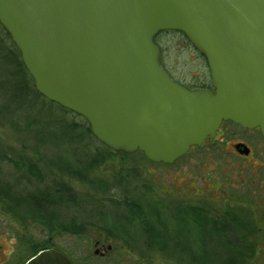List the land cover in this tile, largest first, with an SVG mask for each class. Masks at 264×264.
Returning <instances> with one entry per match:
<instances>
[{"label": "water", "instance_id": "obj_1", "mask_svg": "<svg viewBox=\"0 0 264 264\" xmlns=\"http://www.w3.org/2000/svg\"><path fill=\"white\" fill-rule=\"evenodd\" d=\"M0 26L35 90L114 151L170 164L225 120L264 138V0H0ZM161 31L204 57L214 92L167 74ZM24 264L72 263L44 249Z\"/></svg>", "mask_w": 264, "mask_h": 264}, {"label": "rangeland", "instance_id": "obj_2", "mask_svg": "<svg viewBox=\"0 0 264 264\" xmlns=\"http://www.w3.org/2000/svg\"><path fill=\"white\" fill-rule=\"evenodd\" d=\"M1 37L6 44L9 43L6 36L1 34ZM155 42L161 50L164 65L176 78L186 79L204 72L197 52L180 33H159ZM5 53L0 44V102H4L3 96L11 91L6 83L15 81L16 84L19 81L15 76L17 70L12 61L13 55L5 63L1 61V55ZM16 103L14 100L13 108ZM21 111L17 112L20 118L49 124L71 135V147L82 159L75 158L69 140L57 131L41 126L38 129L20 125L0 126V140L9 148L7 150L13 162L37 164L39 170L50 171L55 179L60 178L70 185L85 201L114 197L119 201L145 202L146 207L164 204L167 208L163 210L164 216L178 222L183 218L194 219L195 226L191 220L194 227L180 226L179 240L175 243L179 250L174 258L175 264H229V261L230 264H264V151L254 143L255 154L253 159L248 160L232 154L230 142L217 141L191 150L168 166L150 165L141 154L126 156L109 147L98 155L89 154L93 158L86 160L83 157L89 144L77 141V129L68 127L69 118L59 107L50 104L44 107L43 103L32 101L28 111ZM255 136L234 128L229 141L233 142L236 138L253 141ZM91 148L96 150L92 145ZM261 152L263 156L258 155ZM0 170L6 176L14 177L25 168L16 169L13 163L0 162ZM190 182L192 186L195 182L199 188H205L206 192L216 191L217 195L204 196L198 191L192 197L193 194L185 189ZM17 187L11 190L16 193L14 199L19 198V191H31ZM174 189H177L176 194ZM85 201H79L78 205L70 202L62 209H56L57 215L64 216H60L51 227L20 215L6 202L0 201V264H23L43 246L56 248L73 264H79L82 252L86 251L83 248H92L93 232L89 233L86 241L76 234L77 231H65L61 225L70 222L73 217L68 216L77 210L76 207L77 211L82 208L81 212H84L76 218V223L82 218L94 217L95 213L86 212L89 207L84 204ZM206 220L207 224H203ZM208 223L212 227H208ZM222 229H227L224 234ZM234 234L242 235L235 240ZM162 241L163 248L173 244L166 239ZM170 260L173 259L170 257ZM95 261L96 258L89 257L86 263Z\"/></svg>", "mask_w": 264, "mask_h": 264}, {"label": "flooded vegetation", "instance_id": "obj_3", "mask_svg": "<svg viewBox=\"0 0 264 264\" xmlns=\"http://www.w3.org/2000/svg\"><path fill=\"white\" fill-rule=\"evenodd\" d=\"M197 54L199 56L198 58L201 60L200 65L203 66L204 72L201 75L188 76L186 79L176 78L174 74L164 65L161 56L160 61L167 74L184 88L188 90L200 88L214 92V89L210 83L207 63L204 57H202L198 52ZM234 128H240L243 131L254 133L256 138L253 141L236 138L233 142H231L229 140L231 139V133ZM216 141L225 142L226 144L227 142H230L229 144L232 149L231 153L243 160L253 159L255 154L254 149L256 147H259L264 151V138L262 137L258 128L245 129L229 120H226L220 123L219 127L215 131L214 136H207L201 145L191 146L188 152L195 148L202 147L208 142L214 143ZM253 143L256 147L253 146ZM237 145H239L240 148L243 146L246 147L248 149V154H240L236 149ZM135 153L141 154V156L147 160L150 165L154 166H168L174 164L187 154L186 153L170 164L149 161L141 152L124 154L128 156ZM258 155L263 156L262 152ZM258 170L259 166H257L256 169V176L258 174ZM194 183L195 182H193V186L191 185V182L190 185L185 186V189L189 193L193 194L192 197H195L194 195L198 191H200V194H203L204 196H207V194L211 195L212 193L217 195L216 191L206 192L205 188H199ZM260 184L261 183H259V185ZM176 190L174 189L175 194L177 193ZM163 192L166 193L164 190ZM113 198L114 197L108 198L106 200L87 201L84 203L89 207L87 212L90 211V213L93 212L96 215L91 218H82L78 222L76 234L81 239L86 240L89 238V233L91 231L93 232L92 239L90 237L92 248H83L86 251L82 252L83 256L79 258V264H87L86 262L89 257L96 258L97 260L92 264H175L174 258L175 256H178L179 253L175 243H177L179 240V231L181 229L180 226L187 225L189 227H194V219L188 218L187 220H184L183 218L178 222L174 218L164 216L163 210L164 208L167 209L164 204H161L160 207L158 205L146 207V204L144 205L145 202H134L125 199L123 201H119ZM154 208L160 210L155 211ZM191 220H193L194 226L192 225ZM203 224H207V220ZM208 227H212V224L208 223ZM226 227L229 228L227 225ZM193 230L195 231L194 228ZM240 235L242 234H234L235 240H238ZM163 239L173 241V244L163 248ZM170 257L173 260H170Z\"/></svg>", "mask_w": 264, "mask_h": 264}, {"label": "trees", "instance_id": "obj_4", "mask_svg": "<svg viewBox=\"0 0 264 264\" xmlns=\"http://www.w3.org/2000/svg\"><path fill=\"white\" fill-rule=\"evenodd\" d=\"M171 32H175V31H167L164 33H171ZM1 34L7 37L9 41L8 44L5 43V39L1 37ZM0 44L3 46V49L6 52L4 55H1L2 56L1 61L5 63V61L8 58H10L9 56L13 55L14 58L12 59V61L14 60L13 63L17 70L15 76H17L19 80L17 81L16 84L15 81L6 83V87L11 89V91L9 92L10 94L7 93L5 97L3 96L4 102H0V126L20 125V126H24L25 128L32 127L33 129L34 128L38 129V127L41 126L46 129L57 131L61 136L69 140V147L71 148V151L75 155V158L82 159L79 158V156L77 155L76 149L71 147V143H72L71 135L65 133L64 131L62 132V130H58L56 127H52L49 124H40L30 119L20 118L17 116V112L21 113L22 112L21 110L28 111L32 101L35 103L38 102L43 103L44 107H48L49 104L55 105L56 107H59L63 111L64 116H67L69 118L67 122L68 127L77 129L78 131L76 136L77 141L80 140L81 142L89 144L87 147L88 151L84 153L85 154V156L83 157L84 159L86 160H88L89 158L92 159L93 157L89 155L91 153L98 155L101 153V150L104 151L107 150L106 148L108 147L105 146L100 141H98L90 133L89 125L83 117L69 110L64 109L63 107H61L60 105L54 102L48 101L35 90L33 86V80L21 61L20 53L18 49L11 41L9 35L1 26H0ZM14 100H16L17 102L15 108L12 107ZM91 145L96 150L92 149ZM7 148L8 147L3 143V141L0 140V162H6L10 164L13 163L16 169L25 168L23 172H19L18 175H15L14 177L6 176L0 170V201L6 202L7 205L11 207L12 210L35 222L43 224L47 227L48 226L51 227L50 225H53V223L59 220L58 218L60 216H64L60 214L57 215L55 213L57 212L56 209L57 210L62 209V207H64V204H68L70 202L78 205L79 201L81 202L85 201V199L80 197L77 194V192H75L71 188L70 185L63 182L60 178L55 179V177L51 175L50 171L45 172L44 170L43 171L39 170L37 168L38 166L37 164H30L28 162H23L20 164L18 162L16 163L13 162L9 156ZM4 176L6 179L4 178ZM17 186H20L21 189L29 188L31 191H29L30 193L28 192L22 193L21 191H19L20 192L18 193L19 198L14 199L13 195H15L16 193L11 192V190L14 188H18ZM85 202H87V200ZM76 208L78 210V207ZM77 210L73 211V213H71L68 216L70 218L73 217L70 219L69 223H66L65 225H61V227H63L65 231L66 230L77 231L78 222L76 223L75 220L78 216L80 217L83 214L81 212L82 208H80V211ZM77 213L78 215H76ZM227 229H222L221 233L224 234ZM48 248L49 247L43 246L40 249H37V251L34 254H36L39 250L48 249ZM233 252L234 251H232V253Z\"/></svg>", "mask_w": 264, "mask_h": 264}]
</instances>
